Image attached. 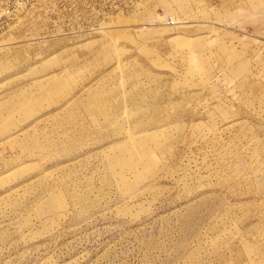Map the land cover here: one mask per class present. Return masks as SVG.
Returning a JSON list of instances; mask_svg holds the SVG:
<instances>
[{"label": "rangeland", "instance_id": "1", "mask_svg": "<svg viewBox=\"0 0 264 264\" xmlns=\"http://www.w3.org/2000/svg\"><path fill=\"white\" fill-rule=\"evenodd\" d=\"M0 264H264V0H0Z\"/></svg>", "mask_w": 264, "mask_h": 264}]
</instances>
